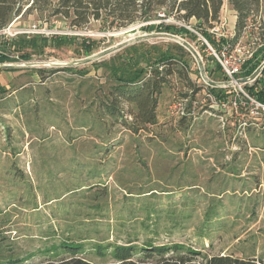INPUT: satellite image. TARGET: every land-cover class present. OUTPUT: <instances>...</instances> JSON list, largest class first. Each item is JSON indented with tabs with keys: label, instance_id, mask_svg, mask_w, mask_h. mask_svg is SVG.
<instances>
[{
	"label": "rangeland",
	"instance_id": "1",
	"mask_svg": "<svg viewBox=\"0 0 264 264\" xmlns=\"http://www.w3.org/2000/svg\"><path fill=\"white\" fill-rule=\"evenodd\" d=\"M162 12L152 23L176 30H144L149 23L110 29L96 20L73 27L46 12L16 16L0 31V48L15 60L0 67L3 257L25 264L63 258L68 242L81 246L79 256L104 264L112 261L110 246L132 242L264 258V130L242 135L232 120L223 126L204 111L210 90L193 81L197 61L181 42L198 52L211 79L225 81L191 29L215 48L217 36L199 30L195 19ZM235 19L224 0L223 38L250 51L264 48V0L240 37ZM34 25L45 33L29 32ZM24 52L29 59L20 58ZM163 52L179 54L191 80L184 73L169 77L157 123L135 133L108 109L115 72L123 64L146 67ZM217 91L211 92L221 97ZM176 98H188L189 115L169 114ZM117 104V116L131 119L128 103ZM98 245L108 247L104 255Z\"/></svg>",
	"mask_w": 264,
	"mask_h": 264
},
{
	"label": "trees",
	"instance_id": "2",
	"mask_svg": "<svg viewBox=\"0 0 264 264\" xmlns=\"http://www.w3.org/2000/svg\"><path fill=\"white\" fill-rule=\"evenodd\" d=\"M228 1L237 13L236 35L240 37L251 17L261 9L263 0ZM223 5L224 0H0V31L16 16L46 12L64 17L73 27H84L92 20H96L105 23L110 29L127 28L136 23H149L142 28L152 31L164 26L168 30H176L175 25L166 26L163 22L152 23L159 18L162 11L186 23L195 19L198 29L202 30L204 27L212 28L221 21ZM178 55L163 52L149 59L146 67L136 65L130 67L123 64L122 69L116 70L118 85L111 92L115 98L108 108L110 115L135 133L147 125L156 124L159 96L168 83V78L174 74L180 77L186 74V79L191 80L185 70L187 64ZM20 58L27 60L30 54L24 52ZM14 61L4 47L0 48V64ZM263 61L264 48L254 51L253 57L244 66L242 78L251 77ZM140 62L141 60L138 59L136 64L139 65ZM260 74L264 75V69ZM245 89L264 102V77L258 76L252 84H246ZM220 91L221 97L227 95L224 89L217 93ZM121 99L128 103L131 119L123 114L117 116L120 111L117 103ZM80 247L73 243H63L61 248L69 252V256L51 258L36 264H95L78 255ZM109 248L112 261L104 264H264L263 257L210 255L180 244L155 246L146 243L140 247L129 242L125 245H112ZM97 249L98 254L104 255L106 253L104 249L108 247L98 245ZM25 261L26 259L20 257L0 255V264H25Z\"/></svg>",
	"mask_w": 264,
	"mask_h": 264
},
{
	"label": "built area",
	"instance_id": "3",
	"mask_svg": "<svg viewBox=\"0 0 264 264\" xmlns=\"http://www.w3.org/2000/svg\"><path fill=\"white\" fill-rule=\"evenodd\" d=\"M160 15L165 16L163 13ZM182 25L191 29L190 26L186 24ZM224 27L225 22L220 21L212 28L208 29L211 34L217 36H214V39L219 43L218 48L212 46L210 41L198 30H191L198 35L202 45L207 46L209 54L213 57L214 62L225 75V81L211 79L200 55L193 46L190 45L192 50L186 46L184 47L192 52L197 61L196 75H192L193 81L196 82V79L197 82L201 81L203 83L201 84L203 90H210L209 93L205 94L212 102L209 105V108L207 107L204 111L212 116H217L220 121H223L224 115H229L232 117L239 132H241L242 135H245L246 128L250 126L252 120L264 122V102L258 100L245 89L246 84H252L255 79L250 80L248 83H239L238 81L242 78L241 75L245 64L253 57L254 50L250 51L247 46L242 45L241 43H231L229 40H225L222 33ZM29 32L45 33V31L41 30L37 25L32 26ZM213 89H224L227 95L224 97H217L211 92ZM188 102V98L174 99L168 107L169 114L180 118L189 115ZM209 110H212L213 112Z\"/></svg>",
	"mask_w": 264,
	"mask_h": 264
},
{
	"label": "crops",
	"instance_id": "4",
	"mask_svg": "<svg viewBox=\"0 0 264 264\" xmlns=\"http://www.w3.org/2000/svg\"><path fill=\"white\" fill-rule=\"evenodd\" d=\"M236 22H237V20L235 19V24H236ZM213 117L218 118L217 116H213ZM228 119L232 120V121H230L232 123L231 125L235 127L236 124L234 123L232 117H230L229 115H224L223 121L221 120V123H223V126H225L226 122L229 121ZM219 121H220V119H219ZM251 130H254V131L264 130V122L252 120V122L250 123V126L246 128L245 134H247V131H251ZM237 131H238V129H237Z\"/></svg>",
	"mask_w": 264,
	"mask_h": 264
},
{
	"label": "water",
	"instance_id": "5",
	"mask_svg": "<svg viewBox=\"0 0 264 264\" xmlns=\"http://www.w3.org/2000/svg\"><path fill=\"white\" fill-rule=\"evenodd\" d=\"M144 37H138L137 40H141L143 39ZM184 46L188 47L189 49L192 50V47L190 46V44L185 41V40H182L181 42ZM123 45V44H122ZM8 65L6 64H0V67H7ZM264 69V62L259 66V68L256 70V72L251 76V77H248V78H241L239 79V83H248L250 80H256L257 76L262 72V70ZM254 80V81H255ZM253 81V82H254Z\"/></svg>",
	"mask_w": 264,
	"mask_h": 264
}]
</instances>
